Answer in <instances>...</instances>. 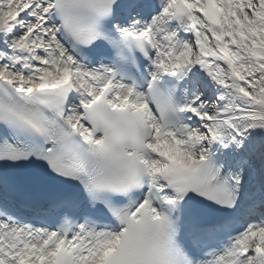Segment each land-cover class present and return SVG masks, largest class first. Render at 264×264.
<instances>
[{
  "label": "snow or ice",
  "instance_id": "1",
  "mask_svg": "<svg viewBox=\"0 0 264 264\" xmlns=\"http://www.w3.org/2000/svg\"><path fill=\"white\" fill-rule=\"evenodd\" d=\"M0 264H264V0H0Z\"/></svg>",
  "mask_w": 264,
  "mask_h": 264
}]
</instances>
